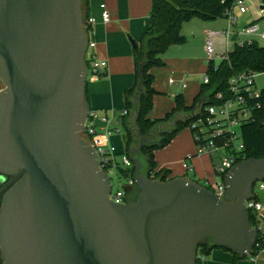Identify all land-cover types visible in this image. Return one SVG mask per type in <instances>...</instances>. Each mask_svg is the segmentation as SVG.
Listing matches in <instances>:
<instances>
[{"label":"water","instance_id":"1","mask_svg":"<svg viewBox=\"0 0 264 264\" xmlns=\"http://www.w3.org/2000/svg\"><path fill=\"white\" fill-rule=\"evenodd\" d=\"M89 44L82 0H0V264H198L207 239L252 256L246 202L264 158L234 166L220 199L188 178H148L138 155L153 132L129 150L137 199H110L83 138Z\"/></svg>","mask_w":264,"mask_h":264},{"label":"trees","instance_id":"2","mask_svg":"<svg viewBox=\"0 0 264 264\" xmlns=\"http://www.w3.org/2000/svg\"><path fill=\"white\" fill-rule=\"evenodd\" d=\"M261 1L264 5V0ZM225 9L226 6L222 4V0H152L150 26L134 50L135 85L126 93L125 110L128 111V115L123 117L126 141L124 154L128 156H130L129 150L139 145V136L152 140L151 134L155 132L153 136L157 142L145 146L138 155L143 163L144 174L148 178L153 175L155 179L169 180L170 172L157 169L154 153L166 148L181 131L196 120H206L207 107L213 103L216 95L219 93L228 95L229 82L232 77L250 71L258 74L264 73L263 46L258 42L252 46H235L229 52L227 59L219 64L215 62L209 64L207 76L210 83L202 85L193 105L186 106L182 95H179L175 98L174 108L164 119L157 121L150 119L153 98L157 94L154 89L155 78L151 71L164 66L162 55L171 47L184 45L187 42L186 37L182 34L185 23L194 19L207 22L222 19ZM88 19L89 15L85 14V26L90 32L91 25L88 23ZM87 65L90 67L88 62ZM87 93L86 91V99ZM248 101L250 108H253V115L241 128V140L245 145L246 159H262L264 158V90L261 91L259 99L248 98ZM257 104L259 108H256ZM196 112H199L198 115H195ZM130 174L134 178L135 168ZM10 179L8 177V180ZM2 188L3 185L0 184V191ZM136 189L135 200L140 193L138 187ZM250 220L253 227L259 232L258 241L251 256L257 257L263 251L264 243L261 219L251 212ZM216 249L220 248L213 247L211 239L205 240L199 248L198 262L199 255L206 259ZM234 258L235 261H244L248 257L242 259L234 255Z\"/></svg>","mask_w":264,"mask_h":264},{"label":"crops","instance_id":"3","mask_svg":"<svg viewBox=\"0 0 264 264\" xmlns=\"http://www.w3.org/2000/svg\"><path fill=\"white\" fill-rule=\"evenodd\" d=\"M103 5L109 14L107 23L102 17L104 11L101 6ZM83 9L84 13L89 15V19H95L89 32L90 42L96 45L92 52L98 60L108 63V69L101 79L88 84L87 101L92 112L95 113L94 124L99 133H103L106 129L104 119L110 121L112 129L119 130L120 133L109 137V143L116 148L119 154H123L126 151L125 120L121 115L126 109V93L135 85L134 50L135 45L141 42L150 26L152 0H83ZM254 11L255 9H252L245 19L253 21ZM219 20L203 21L204 35L201 37L200 46L204 53L207 33L216 31L213 29ZM182 48L183 45L171 47L162 55L164 66L151 71L155 78L154 89L157 92L153 98V108L149 115L152 121L164 119L175 106V102L172 105V101L165 103L162 96L170 94L175 101L177 96L182 95L185 105L191 106L201 91L209 63L203 59L185 58L184 54L189 51ZM203 75L204 77L201 78ZM171 80L176 83L170 84ZM194 146L192 136L177 135L163 151L154 153L157 169L170 172L169 180L177 177L192 180L184 174L191 172L197 177L195 163L197 165L199 160L209 158L215 170V163L208 155H191L192 159H188L190 156L187 155L194 153ZM172 159L185 162L183 165L174 164ZM185 164L188 165L187 168L184 167ZM209 175L207 171L199 173V177L204 179L205 183L210 181ZM259 200L264 206L263 192L259 193ZM261 228L264 239V208L261 213ZM198 264H264V243L263 251L248 261H235L231 252L216 249L206 259H200Z\"/></svg>","mask_w":264,"mask_h":264},{"label":"built area","instance_id":"4","mask_svg":"<svg viewBox=\"0 0 264 264\" xmlns=\"http://www.w3.org/2000/svg\"><path fill=\"white\" fill-rule=\"evenodd\" d=\"M222 4L226 6L223 19L227 20L228 28L224 31H209L207 33L205 52L209 64L214 62L215 58L224 61L228 58L229 52L233 50L225 55H218L214 48L215 38L223 37L227 39V46H232L233 48L235 46H252L255 42L260 44V41H264V32H261L258 22L245 19L252 9L261 10V0H222ZM101 8L104 11L102 14L103 20L107 23L109 22V14L105 10L104 5ZM94 22L95 19H88L90 25ZM95 46L94 43L90 42L86 54V61L90 66L87 78L88 84L99 81L108 69V63L98 60L92 52ZM257 75L258 73L250 71L232 77L229 82L228 95L217 94L213 103L207 107L206 120L198 119L191 124L197 146L196 155L210 156L215 163L216 174L220 177L216 182L208 181L205 186L209 187L211 189L209 190L220 199H225L226 196L225 178L229 171L239 162L247 160L246 149L241 140V135L239 137L234 129L237 126L242 128L253 115V108H250L248 98L257 100L261 97V92L256 89L255 79ZM175 83L174 80L170 82L172 85ZM209 83L210 79L206 75L203 79V85H208ZM256 108H259L258 104ZM198 113L196 112L195 115H198ZM127 115L128 111L123 110L121 116L125 117ZM94 118L95 113L91 111L83 137L95 147L99 155L100 168L111 180L112 192L110 199L115 203H126V199L130 196L132 190L137 188L135 180L130 174L134 170L135 164L130 156L124 153L119 154L116 148L109 143V137L120 133L119 130L112 129L110 121L104 119L106 129H104L103 133H99L95 127ZM188 159H192V156L188 157ZM184 167L187 168L188 165L185 164ZM114 178L117 180L116 191H114L113 185ZM151 179H155V176L152 175ZM261 192L264 193V181L255 184L254 198L246 202L248 211L255 214L258 219H261V213L264 208L263 203L259 200V193ZM199 257L200 259H205L202 255H199Z\"/></svg>","mask_w":264,"mask_h":264},{"label":"rangeland","instance_id":"5","mask_svg":"<svg viewBox=\"0 0 264 264\" xmlns=\"http://www.w3.org/2000/svg\"><path fill=\"white\" fill-rule=\"evenodd\" d=\"M255 16H254V22H259L258 24L260 25L261 28V32H264V11L261 10H257L255 9L254 11ZM204 22L202 20L199 19H194L188 23H185L183 25V29H182V34L186 37L187 42L183 45V48L185 51H189V53H185L184 56H186L185 58H189V59H203V61L208 63V58L206 55V52L204 53L201 50V46H200V40L201 37L204 35L203 33V27H204ZM228 28V22L227 20L223 19V20H219L216 22L215 24V28L213 30L216 31H224ZM206 37V36H205ZM207 40V37L205 39V42ZM228 45V41L227 39L223 38V37H218L214 39V48L216 50V53L220 56L225 55L227 52L231 51L233 49L232 46H227ZM260 45L264 47V41H260ZM229 47V48H228ZM183 57V56H182ZM222 60L221 59H216L215 58V63L219 64ZM204 75L201 77L203 78ZM256 82V89L257 91H262L264 90V73H259L255 79ZM4 88L3 84L0 82V91ZM164 98L165 103L171 102L172 101V105L174 104V98L173 96H171L170 94L164 95L162 96ZM159 118V117H158ZM162 118V117H160ZM240 121H242L240 119ZM241 123V122H240ZM235 132H237V135L240 137L241 135V126H237L234 129ZM192 133V129H191V125L189 127H187L186 129H184L183 131H181L179 135L183 134V135H190V137L192 136V140L194 143V153H190L187 156H191V155H196L197 154V146L195 143V139H194V135ZM122 136V135H121ZM158 151H163V149H160ZM186 156V157H187ZM219 158V156H217ZM174 164H178L180 163V165H183V163L185 162L184 160H182V162L177 161V159H172ZM217 161V160H216ZM195 168H196V175L197 177H195L193 174L194 173H189V174H184V176L191 178L192 180H194L195 182L201 184V185H206V183L204 182V179H201L199 177V173H204V172H208L209 175V180L210 182H216L220 179L219 176H217V174L215 173V170L213 168V163L211 161V159L209 158H205L202 160H199V162L195 163ZM182 169V166H181ZM123 182H125L124 179H122ZM113 185H114V191H116L117 188V180L114 178L113 179ZM252 257L249 256L245 261L251 260Z\"/></svg>","mask_w":264,"mask_h":264},{"label":"flooded vegetation","instance_id":"6","mask_svg":"<svg viewBox=\"0 0 264 264\" xmlns=\"http://www.w3.org/2000/svg\"><path fill=\"white\" fill-rule=\"evenodd\" d=\"M137 192V189H133L132 192L130 193V196L126 199V203L133 202L135 200V194Z\"/></svg>","mask_w":264,"mask_h":264}]
</instances>
